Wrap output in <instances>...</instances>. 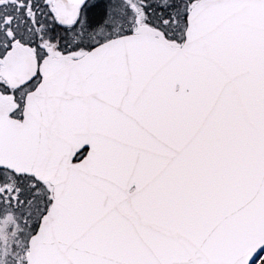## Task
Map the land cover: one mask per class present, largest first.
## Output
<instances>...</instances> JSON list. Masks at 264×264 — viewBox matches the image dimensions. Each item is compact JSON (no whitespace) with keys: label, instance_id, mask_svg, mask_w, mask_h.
Returning <instances> with one entry per match:
<instances>
[{"label":"snow or ice","instance_id":"snow-or-ice-1","mask_svg":"<svg viewBox=\"0 0 264 264\" xmlns=\"http://www.w3.org/2000/svg\"><path fill=\"white\" fill-rule=\"evenodd\" d=\"M0 264H264V0H0Z\"/></svg>","mask_w":264,"mask_h":264}]
</instances>
